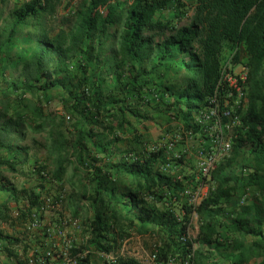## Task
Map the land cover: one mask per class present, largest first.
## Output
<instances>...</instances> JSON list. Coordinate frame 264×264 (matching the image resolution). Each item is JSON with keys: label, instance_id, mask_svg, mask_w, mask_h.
<instances>
[{"label": "trees", "instance_id": "1", "mask_svg": "<svg viewBox=\"0 0 264 264\" xmlns=\"http://www.w3.org/2000/svg\"><path fill=\"white\" fill-rule=\"evenodd\" d=\"M6 1L0 224L40 222L52 195L81 239L52 261L0 225V253L13 264H89L92 252L113 254L104 264H141L119 254L138 235L155 264H264V0H194L181 26V0H15L4 15ZM231 55L247 66L240 122L230 155L205 178L181 141L167 146L181 129L200 136L195 116L216 91L223 103ZM2 172L27 178L16 185ZM205 183L193 202L186 190Z\"/></svg>", "mask_w": 264, "mask_h": 264}, {"label": "built area", "instance_id": "2", "mask_svg": "<svg viewBox=\"0 0 264 264\" xmlns=\"http://www.w3.org/2000/svg\"><path fill=\"white\" fill-rule=\"evenodd\" d=\"M247 79V66L243 63L232 64V55L225 60L220 68L218 84L226 86V92L219 104L216 91L209 99L208 106L199 110L194 122L202 130L199 137L195 138L191 130L181 129L170 137L168 150H172L175 142L183 143V152L191 155L194 160V167L200 176L210 177L211 171L217 164L228 157L231 152L232 127L239 124L237 109L242 106L244 100V83ZM225 119V120H224ZM199 185L195 191L186 193L191 195V200L197 202L201 195H204L202 186ZM51 198L45 199V204L51 203ZM70 223L78 227L77 220H69ZM63 221L62 223H64ZM39 220L35 214L32 215L30 227H38ZM58 232H61L58 230ZM47 255L50 251L46 252ZM105 257L113 258V254H102ZM122 255V254H121ZM151 256V255H150ZM153 260V256H151ZM68 264L75 260L67 259Z\"/></svg>", "mask_w": 264, "mask_h": 264}, {"label": "rangeland", "instance_id": "3", "mask_svg": "<svg viewBox=\"0 0 264 264\" xmlns=\"http://www.w3.org/2000/svg\"><path fill=\"white\" fill-rule=\"evenodd\" d=\"M15 0H7L4 4L5 13L4 15L11 10ZM184 3L186 8V13L182 14L180 17H177L175 20L178 26L186 25L193 13L194 0H181ZM65 10L59 9L55 18L51 20V25H58L62 19V15ZM176 7L170 5L168 9H165L161 15L163 17H172ZM14 72V70H13ZM15 73V72H14ZM58 110H61L60 106H56ZM162 120V119H161ZM40 140L41 137L37 136ZM235 172L240 170V165L236 166L233 169ZM2 174L7 177L10 181L14 182L16 185H21V182L24 181L25 177L23 173L12 174L9 172H2ZM30 179V178H29ZM67 187V186H66ZM202 191L205 193L207 191V184L202 186ZM53 198L52 195L49 196ZM64 205L62 202L55 204H45L44 213L42 220L39 222V227H30L28 224L22 225L19 223H14V225L1 223V228L10 234L19 235L25 242L29 243L31 248L28 249L27 254L32 253V249H36L37 253L43 254L47 250H50V257L52 261H57L54 251L62 252L65 248L70 245L72 242H79L81 239L80 228L73 226L70 223V218H68V210L63 208ZM65 221L64 223H62ZM48 227V234H44L41 228ZM60 230L61 232H58ZM198 230V222L194 217L191 221V226L189 229V235L192 239H195ZM249 242V241H248ZM42 243V244H41ZM196 246V244H195ZM16 251L21 253V250L18 247L15 248ZM119 254L124 256H129L135 258L141 264H155L152 260L148 248L145 247L143 243V238L135 235L131 238L126 239L119 250ZM105 259H111L105 257L102 254L92 252L90 254V263L89 264H104ZM50 260V261H51ZM14 261L12 258L7 257L4 253H0V264H13ZM62 264H68L67 259L62 261Z\"/></svg>", "mask_w": 264, "mask_h": 264}]
</instances>
